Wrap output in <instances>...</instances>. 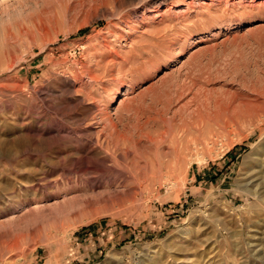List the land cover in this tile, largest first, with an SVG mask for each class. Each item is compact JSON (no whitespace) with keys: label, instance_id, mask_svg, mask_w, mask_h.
<instances>
[{"label":"rangeland","instance_id":"1","mask_svg":"<svg viewBox=\"0 0 264 264\" xmlns=\"http://www.w3.org/2000/svg\"><path fill=\"white\" fill-rule=\"evenodd\" d=\"M0 264H264V0H0Z\"/></svg>","mask_w":264,"mask_h":264},{"label":"bare ground","instance_id":"2","mask_svg":"<svg viewBox=\"0 0 264 264\" xmlns=\"http://www.w3.org/2000/svg\"><path fill=\"white\" fill-rule=\"evenodd\" d=\"M256 194H257V193H256ZM255 198H257L258 200L260 199L259 196H258V194H257V197L255 196ZM256 201H257V200H256Z\"/></svg>","mask_w":264,"mask_h":264}]
</instances>
